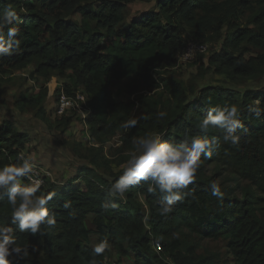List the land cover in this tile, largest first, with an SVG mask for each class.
Returning <instances> with one entry per match:
<instances>
[{
    "label": "trees",
    "instance_id": "trees-1",
    "mask_svg": "<svg viewBox=\"0 0 264 264\" xmlns=\"http://www.w3.org/2000/svg\"><path fill=\"white\" fill-rule=\"evenodd\" d=\"M124 3L0 0V11L9 5L18 11L21 30L20 51L0 57V73L31 60L37 61L36 69L42 73L56 69L64 74L70 69V76L84 83L90 108L88 130L98 141L118 130L123 132V146L128 147L134 146V139L154 132L174 143L185 136L219 137L218 130L201 132L196 123L210 106L229 104L240 110L239 144L221 139L212 157L201 156L195 180L188 186L193 196L177 202L166 216L159 212L162 195L149 192L143 181L122 198H110L107 189L122 170L111 173V178L99 173L95 167L107 157L102 150L96 151L90 157L92 166H84L86 174H81L84 187L68 183L58 188L48 178L41 185L38 194L55 193L46 207L57 223L51 228L42 225L35 236L11 225L17 244L29 246L30 252L37 248L27 259L9 257L11 264H118L125 259L127 264H264V111L260 117L249 111L250 107L264 110V92L209 84L189 98L193 88L165 70L176 64L178 51L189 39L204 38L210 44L221 43L199 64L203 74L210 70L233 77L261 74L264 0H156L155 7L120 26ZM73 12L81 13L82 20L72 18ZM249 45L258 52L246 58L243 50ZM121 79H128L126 86L129 94L136 95L134 99H122L121 90L113 89ZM64 89L71 92L67 84ZM30 96L20 93L18 100L24 104L34 99ZM137 104L143 111L134 115ZM39 110L43 112L42 107ZM159 111H165L166 117L158 120ZM131 118L138 124L125 131L121 124ZM64 120L67 123L70 115ZM26 141V134L3 120L0 167L17 163ZM210 163L218 169L214 174L207 173ZM222 170L230 173L233 186L217 182L215 173L222 175ZM213 181L224 193L223 199L211 195ZM21 182L29 181L22 178ZM66 201L68 208L63 207ZM105 202L109 207L102 206ZM10 223L11 206L5 194L0 196V224ZM189 233L223 240L225 255L191 242L186 238ZM94 235L96 245L107 244L100 255L93 252Z\"/></svg>",
    "mask_w": 264,
    "mask_h": 264
},
{
    "label": "rangeland",
    "instance_id": "rangeland-1",
    "mask_svg": "<svg viewBox=\"0 0 264 264\" xmlns=\"http://www.w3.org/2000/svg\"><path fill=\"white\" fill-rule=\"evenodd\" d=\"M155 3L156 0H126L123 7V21L119 25H128L132 19L155 7ZM71 17L79 21L82 20V15L79 12H73ZM92 24L94 25L95 21ZM198 40L206 43L207 48L204 52H200L190 59H177L175 65L165 69L168 75L184 80L188 86L193 88V90H189V98L197 96L198 90L209 84L224 88L264 92V71L257 76L237 75L233 77L227 73H217L212 70L203 74L199 64L202 61L206 62V56L219 49L221 40L211 44L204 38ZM243 51L247 58L249 55H255L258 49L249 45V49ZM36 68L37 61L31 60L24 66L8 68L5 72L0 73V126H2L3 120H7L12 122L20 132L27 135L25 147L19 154L30 155L38 166V173L47 175V178L54 182L58 188H63L68 183H80L84 187L85 183L82 180L83 175H81L86 174L84 166H92L90 157L98 150H102V153L107 157L101 161L100 167H95L99 173L111 178V173L122 170V165L135 147L123 146L122 131H115L106 140L98 141L90 136L88 122H83L81 116H73L75 113L72 107L67 108L62 115L56 112L60 96L58 93L65 90V84L71 88V92L66 95L72 100L76 94L87 98L84 83L78 82L75 76L71 77L70 69L66 70L64 74H60L56 69H48L46 73H42ZM127 82L128 79L115 81L113 89L121 90L122 99L132 100L136 95L129 94ZM41 91H45V93L41 94ZM20 93L31 95L30 97L34 99L22 104L18 100ZM40 107L43 108V112L39 110ZM142 111L143 106L137 104L133 109V114L139 115ZM38 112L44 115L40 116L41 114ZM78 114L81 113L78 112ZM68 115H70V120L64 123L65 116ZM154 133L160 134L159 132ZM216 169L214 163H210L207 173L214 174ZM220 174L216 175L215 173L218 183L233 186L234 181L230 173L223 171L222 175ZM137 198L144 201L141 193L137 194ZM95 236L91 241L94 246L97 242ZM186 238L191 242H200L201 248L206 250L217 251L224 255L226 253L223 240L200 238L192 233H189ZM154 247L157 249V245ZM127 263L128 261L125 259L118 264Z\"/></svg>",
    "mask_w": 264,
    "mask_h": 264
},
{
    "label": "clouds",
    "instance_id": "clouds-1",
    "mask_svg": "<svg viewBox=\"0 0 264 264\" xmlns=\"http://www.w3.org/2000/svg\"><path fill=\"white\" fill-rule=\"evenodd\" d=\"M19 23L18 11L11 5L0 11V57L20 51ZM239 111L236 105H212L198 119L196 127L201 132L215 129L219 131V137L185 136L181 142L174 143L164 141L160 134L150 133L134 139V150L122 165L121 175L107 189V195L122 198L133 185L143 181L149 192L159 191L162 195L164 203L159 209L160 214L166 216L171 213L177 202L193 196L188 186L195 180L201 156L212 157L221 139L224 143L239 144L240 137L236 132L243 127ZM249 111L260 117L264 110L250 107ZM166 115L165 111H159L157 119H163ZM137 124L138 120L131 118L124 121L121 127L127 131ZM35 166L30 155L22 154L17 163L0 167V196L6 194L11 206V223L0 224V264H11L9 257L27 259L37 251L35 246L30 252L29 246L17 244L11 225H15L21 233L35 236L41 232L42 225L51 228L57 223L56 217L46 207L55 193L38 194L41 182L34 177ZM22 178H27L29 182L22 183ZM209 189L211 195L223 199L224 193L215 181L210 183ZM102 206L107 208L109 204L105 202ZM63 207H70L69 202L66 201ZM106 247V242L98 243L93 247V252L100 255Z\"/></svg>",
    "mask_w": 264,
    "mask_h": 264
},
{
    "label": "built area",
    "instance_id": "built-area-1",
    "mask_svg": "<svg viewBox=\"0 0 264 264\" xmlns=\"http://www.w3.org/2000/svg\"><path fill=\"white\" fill-rule=\"evenodd\" d=\"M206 48H207V45L204 41H200L198 39L197 40L189 39L184 44V46L178 51L176 58L177 59H190L192 57H195L198 53L204 52ZM64 91L61 90L60 94L57 92L58 96L59 95L60 96L58 99L59 102L57 104V111L56 112L58 114L62 115V113L67 108L72 107L73 112L75 113V114H73V116L74 117L81 116V120L83 122H85L87 115L90 113V108L87 105L86 98H84V96H80V95L76 94V96L72 97V100H70L69 96L66 95L67 92L66 91L64 92ZM67 94H69V93H67ZM70 105H72V106H70ZM78 112L81 114H78ZM37 169H38V166L36 165L34 168V177L36 179H39L41 182V185H43V184H45L48 176L45 175L44 173L39 174Z\"/></svg>",
    "mask_w": 264,
    "mask_h": 264
}]
</instances>
